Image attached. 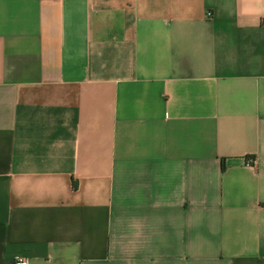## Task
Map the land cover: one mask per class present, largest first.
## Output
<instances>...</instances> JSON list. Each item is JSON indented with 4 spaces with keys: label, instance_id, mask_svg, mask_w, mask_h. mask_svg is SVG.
<instances>
[{
    "label": "crops",
    "instance_id": "crops-1",
    "mask_svg": "<svg viewBox=\"0 0 264 264\" xmlns=\"http://www.w3.org/2000/svg\"><path fill=\"white\" fill-rule=\"evenodd\" d=\"M263 21L0 0V264H264Z\"/></svg>",
    "mask_w": 264,
    "mask_h": 264
},
{
    "label": "built area",
    "instance_id": "built-area-1",
    "mask_svg": "<svg viewBox=\"0 0 264 264\" xmlns=\"http://www.w3.org/2000/svg\"><path fill=\"white\" fill-rule=\"evenodd\" d=\"M252 161L253 160L251 158L246 159V163L248 164L252 163ZM11 261L13 264H27L28 258L21 254H13L11 257Z\"/></svg>",
    "mask_w": 264,
    "mask_h": 264
},
{
    "label": "trees",
    "instance_id": "trees-1",
    "mask_svg": "<svg viewBox=\"0 0 264 264\" xmlns=\"http://www.w3.org/2000/svg\"><path fill=\"white\" fill-rule=\"evenodd\" d=\"M223 165H221V167H222Z\"/></svg>",
    "mask_w": 264,
    "mask_h": 264
}]
</instances>
